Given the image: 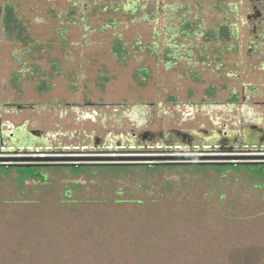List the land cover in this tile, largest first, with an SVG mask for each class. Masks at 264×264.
Listing matches in <instances>:
<instances>
[{"label": "flooded vegetation", "instance_id": "flooded-vegetation-1", "mask_svg": "<svg viewBox=\"0 0 264 264\" xmlns=\"http://www.w3.org/2000/svg\"><path fill=\"white\" fill-rule=\"evenodd\" d=\"M32 153L117 160L0 167L264 181V0H0V157Z\"/></svg>", "mask_w": 264, "mask_h": 264}, {"label": "rangeland", "instance_id": "rangeland-1", "mask_svg": "<svg viewBox=\"0 0 264 264\" xmlns=\"http://www.w3.org/2000/svg\"><path fill=\"white\" fill-rule=\"evenodd\" d=\"M254 168L0 167V264H264Z\"/></svg>", "mask_w": 264, "mask_h": 264}, {"label": "water", "instance_id": "water-1", "mask_svg": "<svg viewBox=\"0 0 264 264\" xmlns=\"http://www.w3.org/2000/svg\"><path fill=\"white\" fill-rule=\"evenodd\" d=\"M13 154H17V151H15ZM33 155L25 156V157H10V158H4L0 157V164H3L6 167L9 166H20V167H32L37 165L32 164H42L47 162H59V161H80V160H91V161H115L117 159L115 158H88V159H79V158H62V157H40V156H34Z\"/></svg>", "mask_w": 264, "mask_h": 264}, {"label": "crops", "instance_id": "crops-1", "mask_svg": "<svg viewBox=\"0 0 264 264\" xmlns=\"http://www.w3.org/2000/svg\"><path fill=\"white\" fill-rule=\"evenodd\" d=\"M71 192H74V191H71ZM74 193H69L68 195H64L63 198L64 199H61V200H65V201H68V203H72V204H75V205H80L79 202H76L77 200H73L72 198V195Z\"/></svg>", "mask_w": 264, "mask_h": 264}, {"label": "trees", "instance_id": "trees-1", "mask_svg": "<svg viewBox=\"0 0 264 264\" xmlns=\"http://www.w3.org/2000/svg\"><path fill=\"white\" fill-rule=\"evenodd\" d=\"M152 172V170H150V173ZM250 173H252L251 174V178H253V176H254V178H255V176L257 177V176H259L260 175V173H259V171H253V172H250ZM262 177H263V174H262ZM253 178V179H254ZM255 180V179H254Z\"/></svg>", "mask_w": 264, "mask_h": 264}]
</instances>
